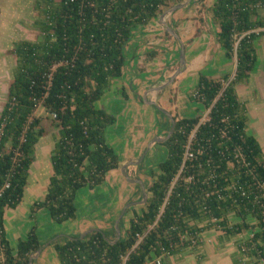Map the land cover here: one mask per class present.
Wrapping results in <instances>:
<instances>
[{
	"label": "trees",
	"instance_id": "obj_1",
	"mask_svg": "<svg viewBox=\"0 0 264 264\" xmlns=\"http://www.w3.org/2000/svg\"><path fill=\"white\" fill-rule=\"evenodd\" d=\"M182 1L40 0V38L16 45L12 81L0 113V264H28L29 256L44 246L35 226L12 246L3 224L5 209L15 208L23 197L35 145L44 133L37 107L51 115L58 132L50 152L52 172L46 193L32 204L31 212L45 208L60 224L75 219L78 190L101 184L106 173L119 165L105 138L106 126L115 117L96 102L122 73L131 30ZM263 3L215 0L208 7L218 27L217 41L227 58L235 57L236 68L232 78L199 73L190 95L210 108L209 120L198 125L192 138V147L203 146V152L183 159L200 115L173 117L174 131L162 142L166 157L151 172L147 200L141 212L129 219L125 234L115 242H111L115 236L108 237L102 229L83 238H54L58 264H146L152 253L161 255L162 248L167 249L164 260L181 248L197 247L201 242L196 239L197 246L192 245L191 239L212 227L210 216L219 220L224 235L250 230L237 242V251L248 264H264V153L247 132V114L236 91L238 83L248 80L256 61L254 39L264 32L255 31L264 27V16L257 9ZM236 147L248 164L236 162ZM189 174L194 175L191 182ZM230 184H236L237 190ZM230 214L238 221L230 222ZM158 215L153 228L132 248L137 233H143ZM183 232L187 239L181 242Z\"/></svg>",
	"mask_w": 264,
	"mask_h": 264
},
{
	"label": "crops",
	"instance_id": "obj_2",
	"mask_svg": "<svg viewBox=\"0 0 264 264\" xmlns=\"http://www.w3.org/2000/svg\"><path fill=\"white\" fill-rule=\"evenodd\" d=\"M214 1L203 0V3L206 7H210ZM257 11L259 16H264V3L258 7ZM179 12L183 13V16H177ZM184 14L186 16L188 14V18ZM196 15V9L188 4L166 17V21L184 42L186 66L170 84L163 88L158 87L167 82L178 67L179 60L176 55L178 56L179 44L175 37L166 34L159 16L131 30V37L125 45L126 58L122 73L111 81L109 88L97 101L102 102L103 107L99 108H103L115 117V121L107 125L105 129L107 144L116 153L118 150L116 146L124 142V146L130 147L131 151L124 150L121 153L123 157L120 154L121 158L116 153L119 165L106 173L101 184L94 188L84 186L78 190L75 199L76 217L73 219L74 222L70 223H76L79 219L77 224L80 225L70 223L67 225L69 222L67 220L64 221L66 224L60 223L61 226L58 227L56 224H59L52 220L47 209L39 208L34 213L31 212L32 204L43 199L52 172L51 150L47 156L48 164L44 161L37 162L35 159L36 143L34 160L28 170L23 197L15 208L5 209L3 222L6 236L12 246L16 245L18 239L26 237L33 226L36 227L39 239L44 246L40 254L33 259L32 264H58L52 239L54 240V236L61 233L66 235L61 238L55 237V240L63 241L64 236H79L80 232L87 228L98 227L97 229H102L108 237L112 238L115 232L112 228L115 216L122 206L127 202L138 201L142 198L140 184L129 181L123 175L122 163L131 158L124 170L130 178L140 179L144 187L150 185L153 180L151 172L157 171L159 162L153 165L147 162L142 165L135 161V157L141 154L142 147L147 141L165 136L171 125L170 121L166 125V117L162 116L166 114L156 108L154 103L163 104L161 105L164 106L163 109L175 118L200 115L205 107L190 98L198 82L199 73L219 77L230 74L236 68V59L227 58L217 41L218 27L212 31L208 27H203V22ZM254 47L256 61L253 69L247 81L236 85V91L247 114V132L256 137L264 153V33L254 39ZM5 103L6 101L4 105ZM116 103L125 107L115 110L114 104ZM153 118L158 125L157 130L152 129V124L147 125L148 120ZM162 142L151 141L150 147L154 149L151 152V158L158 152L165 153L166 147ZM107 181L116 185H112L115 191L119 184L126 189V192L118 189L119 200L116 196L113 197L115 191L112 192L111 188H105V185L102 186ZM25 193L26 201H24ZM112 198L113 202L109 204ZM107 204L109 206L112 204L114 207L109 208L108 206L107 208ZM138 204L126 207L120 219V222L124 218L127 219V225L123 224L124 232L133 214L141 212L143 206L138 211L136 208ZM100 215L105 218V222L98 221ZM228 218L232 223L238 221V218L232 214ZM247 232L227 236L213 227H208L202 231L203 241L197 247L181 248L165 257L162 264H248L246 258L241 259L236 247L237 242L247 238ZM50 240L51 243L48 244Z\"/></svg>",
	"mask_w": 264,
	"mask_h": 264
},
{
	"label": "rangeland",
	"instance_id": "obj_3",
	"mask_svg": "<svg viewBox=\"0 0 264 264\" xmlns=\"http://www.w3.org/2000/svg\"><path fill=\"white\" fill-rule=\"evenodd\" d=\"M39 2H40V0H0V111H1V109H3L4 102L6 101V98H7L9 85L12 81V69L15 65V58H16V56L14 54V49H15L16 45L25 39L38 40L40 38L41 32H40L39 25H38V22L41 19L39 9H38ZM189 5H193L194 9H196V14H197L196 16L199 19H201V22H203V27H206V28L208 27L211 31L215 27H217V25L212 20L211 13L208 10V7H206L204 5L203 0H192L189 3ZM177 16L181 17V16H183V13L179 12V13H177ZM185 17L188 18V14H187V16L185 15ZM260 28H261V31H264V27H257L255 29V31L258 32L260 30ZM176 42L179 44L177 39H176ZM176 57H177V60H179V51H178V56L176 55ZM233 59L235 60V57ZM234 60H232V63H234ZM178 64H179V62H178ZM234 74H235V69L230 73V78H232L234 76ZM114 105H115L114 106L115 110H120L121 108L125 107L122 104L120 105L118 103H116ZM161 105H163V104H161ZM161 105L157 104L155 106H156V108H158L160 110V108L161 109L164 108V106H161ZM97 106L103 107L102 102L101 101L97 102ZM110 107H112V106H110ZM127 108H129V107H127ZM164 110L167 111L166 109H164ZM204 112H205V109L203 110V112L200 115H203ZM35 113L37 116L41 117V125L44 128V133L41 136L40 140L37 142L35 159L37 160V162L44 161L45 163H47V161L49 160L47 156H48L49 151L52 149L54 142L57 138L58 128L55 125L51 115H49L41 105H39L37 107ZM162 116L166 117L165 122H166V125H168V123L170 121V117L167 114H166V116L165 115H162ZM151 124H152V129L157 130L158 125L156 124L155 118L148 120L147 125H151ZM151 141H152V139L147 141L146 145L144 147H142L141 154L138 155L137 157H135V161L139 162L142 165L144 163H147V162L150 163L149 165H153L154 163H158V162L164 160L166 157V154H167L166 150H165L164 154L162 152H158L152 158L150 157L152 155L151 152H153V150H154L153 147H150ZM116 147L118 149V150H116V153L118 154L119 158H121V155H122L121 153H123L124 150L125 151L126 150L131 151L130 147L126 148V146H124V142H122L120 145H117ZM122 157H123V155H122ZM130 159L126 160L122 163V165H121L122 173H123V167L126 166L131 161ZM108 179H109V177H108ZM103 185H105V188L107 187V189L111 188L112 192L115 191L114 186H116V185L114 183L107 181V183L102 184V186ZM112 185H114V186H112ZM117 186H118V189H121V191L126 192V189L122 188V185L119 184ZM118 189L114 192L113 197L116 196V198L119 200L120 199V193H119ZM148 195L149 194L147 192V197H148ZM24 199L23 200L26 201V193H25ZM135 201H137V200H135ZM111 202H113V198L110 200L109 204ZM127 203H125V204H127ZM130 203H132V202H130ZM144 203H140V205L138 204V206H136L138 211H139L140 207L143 206ZM109 204H107V206H106L107 208H108ZM24 205L26 206V203ZM110 206L114 207V205H112V204ZM110 206H109V208H110ZM123 206H122V208H123ZM122 208H121V210H122ZM121 210L115 216L116 217L115 221H116L117 217L119 216ZM124 219L121 220V222L119 223L120 236H123L125 234L123 224L127 225V219H125V222H124ZM98 221H104L105 222L106 220L102 215H100L98 218ZM115 221H114V224L112 226L113 229H115ZM250 221L254 222V219L250 218ZM65 222H64V224H66ZM70 222H74V221L69 220L67 225ZM78 222H79V219H78V221H76V223H70V224L80 225V224H77ZM62 225H63V223H62ZM53 226H55V225H53ZM56 226L59 227V226H61V224H59V225L56 224ZM69 226H72V225H69ZM91 228H93V227H91ZM87 229H89V228H87ZM87 229L81 231L80 234H82ZM63 235H66V234L61 233V234H58V236L55 235L54 238L55 237L61 238V236H63ZM247 235H249V232H247ZM114 236H116V230L112 234V237H114Z\"/></svg>",
	"mask_w": 264,
	"mask_h": 264
},
{
	"label": "water",
	"instance_id": "obj_4",
	"mask_svg": "<svg viewBox=\"0 0 264 264\" xmlns=\"http://www.w3.org/2000/svg\"><path fill=\"white\" fill-rule=\"evenodd\" d=\"M192 0H183L182 2H179V3H176V4H173L172 6L164 9L160 15H159V19H160V22L162 23L163 27L165 28V30L171 34L173 37H175L178 42H179V64H178V67L176 68V70L173 72V74L171 75V77L169 78V80L167 82H165L164 84H162L161 86H159L158 88H163L164 86L170 84L173 79L185 68L186 66V59H185V46H184V42L182 41V39L180 38L179 34L175 31V29H173L169 24L168 22L166 21V17L169 16L170 14H172L174 11H176L177 9L179 8H182V7H185L186 5H188ZM154 103V102H153ZM155 105H157L156 103H154ZM160 110L162 112H164L165 114H167L169 117H170V122H171V125L169 127V130L167 132V134L163 137H157V138H154L152 141L155 142V141H164L166 140L167 138L170 137V135L173 133L174 131V127H175V119L173 118V116L168 113L167 111H165L164 109H161ZM126 166L123 167V174L124 176L129 180V181H132V182H138L142 188V198L138 201H134L132 203H128L124 206V208L122 209V211L120 212L119 216L117 217L116 221H115V230H116V236L113 240H111V242H115L117 241L121 236H120V227H119V222H120V219L122 218L123 216V213L126 209V207L130 206V205H135V204H138V203H144L146 200H147V191L142 183V181L138 178H130L128 173L124 170ZM97 228H89L87 229L86 231H84L82 234H80L78 237L79 238H83L84 236H86L88 233L96 230ZM42 250V247L39 248L35 253L31 254L29 256V261H28V264H32L33 262V259H35L41 252Z\"/></svg>",
	"mask_w": 264,
	"mask_h": 264
},
{
	"label": "built area",
	"instance_id": "obj_5",
	"mask_svg": "<svg viewBox=\"0 0 264 264\" xmlns=\"http://www.w3.org/2000/svg\"><path fill=\"white\" fill-rule=\"evenodd\" d=\"M261 30V28H260ZM259 30V31H260ZM209 110L210 108H205V112L203 113V115H200V119L197 123V125L195 126V128L192 130L191 134H190V137L188 139V142L186 144V147H185V151H184V157L183 159L186 160H191L193 158H196V156L198 154H201L203 152V146H198L196 148H193L192 147V138L194 136V133H195V130L197 129L198 125L201 124V123H204L205 121L209 120ZM222 135L225 134V131L222 130ZM235 151V154H234V158L236 159V162L237 163H242L243 165H246L248 164V162L245 161V159L243 158V156L240 154V152H238V148L236 147L234 149ZM228 165L230 167H233V161H228ZM182 168V167H181ZM181 171V170H180ZM178 175L175 177V179L173 180L172 184H174V182L176 181ZM194 179V175L193 174H189L188 177H187V181L188 182H191L193 181ZM7 187L8 186V182H6V184L4 185V187ZM262 186H264V183H262ZM236 184H230L229 185V188H232V189H236ZM237 190V189H236ZM245 192L242 191V194H244ZM0 194H1V190H0ZM208 195V194H207ZM159 215L157 216V218L154 220V222L152 224H149L147 229L143 232V233H137V239H136V242L135 244L133 245L132 248L136 247L144 238L145 234L151 229L153 228V226L156 224L157 222V219H158ZM218 219L215 217V216H210V218L208 219V223H210L212 225L213 228H215L216 230H219L221 229L219 223H218ZM204 224V223H203ZM203 224H199V227H202ZM249 235L251 234V231L249 230ZM195 236L197 237H194L191 239L192 241V245H196V239L199 241V242H202L203 241V237H202V232H196ZM248 237V236H247ZM179 239L184 241L187 239V235L185 232H183ZM197 246V245H196ZM193 247V246H191ZM167 252V249H164L162 248V253L161 255H156L154 253L151 254V257L147 259L146 261V264H162L163 260H162V257L163 255Z\"/></svg>",
	"mask_w": 264,
	"mask_h": 264
}]
</instances>
